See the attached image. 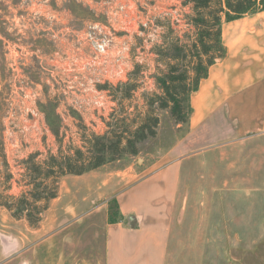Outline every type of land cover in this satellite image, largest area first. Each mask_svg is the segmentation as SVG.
<instances>
[{
	"label": "rangeland",
	"instance_id": "1",
	"mask_svg": "<svg viewBox=\"0 0 264 264\" xmlns=\"http://www.w3.org/2000/svg\"><path fill=\"white\" fill-rule=\"evenodd\" d=\"M184 2L0 0V198L26 190L24 161L30 155L40 154L36 162L70 155L91 134L122 130L116 127L121 120L134 130L149 110L147 100L159 93L154 77L167 68V52L158 47L193 31L192 10ZM101 45L107 54L100 53ZM136 65L142 68L129 76ZM128 80L126 95L116 87ZM156 112V137L141 143L137 155L71 176L79 184L63 177L60 199L37 226L0 207V264H98L108 224L103 204L109 199L108 208L118 186L77 206L74 219L60 213L89 195L88 178L140 181L153 165L157 173L172 162L182 164L187 211L174 223L168 264H264L261 139L244 138L250 141L241 148L180 150L190 121L176 124L169 111ZM174 148L181 152L171 154ZM123 223L138 226L135 217Z\"/></svg>",
	"mask_w": 264,
	"mask_h": 264
},
{
	"label": "crops",
	"instance_id": "2",
	"mask_svg": "<svg viewBox=\"0 0 264 264\" xmlns=\"http://www.w3.org/2000/svg\"><path fill=\"white\" fill-rule=\"evenodd\" d=\"M222 38L226 56L211 67L208 78L192 96L191 134L181 141L180 150L241 148L250 141L243 142L244 138L256 136L261 139L260 148H264V11L226 23ZM180 150L174 148L171 154L180 153ZM155 166L149 168L148 176L140 181H134L132 176L121 177L120 182L113 178L102 183L101 178H88L93 181L87 183L91 190L89 195L81 202L76 201L72 209L64 208V214L60 213L61 218L74 219L79 211L77 206L92 204L118 186L120 191L110 199L117 200L125 220L135 217L138 226L109 224L107 199L103 204L108 223L106 240L103 258L98 264L169 263L174 223L177 216L181 219L187 211V198L182 199L180 192L183 168L181 163L172 162L162 172L155 173ZM72 178L65 179L74 185L80 183L79 178ZM61 189L62 186L51 205L60 199Z\"/></svg>",
	"mask_w": 264,
	"mask_h": 264
},
{
	"label": "trees",
	"instance_id": "3",
	"mask_svg": "<svg viewBox=\"0 0 264 264\" xmlns=\"http://www.w3.org/2000/svg\"><path fill=\"white\" fill-rule=\"evenodd\" d=\"M183 5L191 7L188 26L193 31L187 33L183 41L171 40L158 47L167 52V68L154 77L159 93L147 100L149 110L134 130L121 120L116 127L122 125V130H111L103 135L91 134L83 146L74 149L70 155H50L38 162L35 158L40 154L30 155L24 161L26 190L19 197L1 196L0 207L9 211L12 217L25 219L31 226H37L50 202L58 197L63 177L96 171L124 154L137 155L141 143L156 137L160 124L156 110L169 111L176 124L190 121L192 96L199 90L201 82L208 78L211 67L226 56L223 25L263 12L264 0H185ZM140 67L136 65L129 76ZM130 84L128 80L115 87L122 88L128 95ZM124 221L117 200L112 199L108 205L109 224Z\"/></svg>",
	"mask_w": 264,
	"mask_h": 264
},
{
	"label": "built area",
	"instance_id": "4",
	"mask_svg": "<svg viewBox=\"0 0 264 264\" xmlns=\"http://www.w3.org/2000/svg\"><path fill=\"white\" fill-rule=\"evenodd\" d=\"M100 53H102V54H107V50H106V48H105V45H101L100 46ZM131 71V70H130Z\"/></svg>",
	"mask_w": 264,
	"mask_h": 264
}]
</instances>
